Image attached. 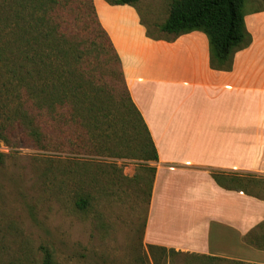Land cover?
<instances>
[{
	"label": "crops",
	"instance_id": "obj_1",
	"mask_svg": "<svg viewBox=\"0 0 264 264\" xmlns=\"http://www.w3.org/2000/svg\"><path fill=\"white\" fill-rule=\"evenodd\" d=\"M99 2L159 158L145 243L264 264V197L212 176L264 177V12L247 14L252 45L218 71L204 33L154 40L133 6Z\"/></svg>",
	"mask_w": 264,
	"mask_h": 264
},
{
	"label": "trees",
	"instance_id": "obj_2",
	"mask_svg": "<svg viewBox=\"0 0 264 264\" xmlns=\"http://www.w3.org/2000/svg\"><path fill=\"white\" fill-rule=\"evenodd\" d=\"M12 1L0 31V140L6 141L10 127L18 124L40 146H69L71 151L76 147L81 152L91 149L97 139L115 141L114 129L121 127L122 133L129 129L136 141L133 155L157 163L151 133L131 97L122 59L94 1L76 0V7L61 0ZM105 1L135 7L141 0ZM245 17V0H173L169 17L160 27L168 38L155 37L145 26L149 38L169 42L204 33L211 67L231 71L235 55L253 42ZM107 156L123 158L113 151ZM150 169L149 204L156 175V168ZM212 176L221 185L236 183L253 194L241 185V176L226 177L216 171ZM87 204L83 199L78 202L82 210ZM44 264L57 263L46 252Z\"/></svg>",
	"mask_w": 264,
	"mask_h": 264
},
{
	"label": "rangeland",
	"instance_id": "obj_3",
	"mask_svg": "<svg viewBox=\"0 0 264 264\" xmlns=\"http://www.w3.org/2000/svg\"><path fill=\"white\" fill-rule=\"evenodd\" d=\"M75 1L61 4L76 7ZM93 1L107 19L110 12L99 2L107 1ZM172 2L141 0L134 7L157 38L169 37L160 27ZM12 3L0 0V31ZM245 12H264V0H245ZM120 128L114 129L115 141L97 139L80 152L40 146L18 124L10 127L7 140H0V264H44L46 252L57 264H235L145 243L154 165L133 155L136 141ZM111 150L123 158L107 156ZM239 181L264 197V177ZM82 199L88 203L84 210L78 206Z\"/></svg>",
	"mask_w": 264,
	"mask_h": 264
}]
</instances>
